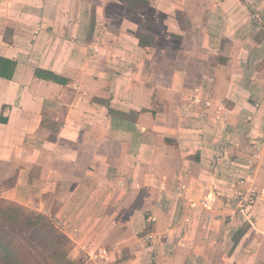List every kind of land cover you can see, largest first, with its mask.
I'll return each instance as SVG.
<instances>
[{"label":"crops","instance_id":"1","mask_svg":"<svg viewBox=\"0 0 264 264\" xmlns=\"http://www.w3.org/2000/svg\"><path fill=\"white\" fill-rule=\"evenodd\" d=\"M0 57V198L106 264H264V0H0Z\"/></svg>","mask_w":264,"mask_h":264},{"label":"rangeland","instance_id":"2","mask_svg":"<svg viewBox=\"0 0 264 264\" xmlns=\"http://www.w3.org/2000/svg\"><path fill=\"white\" fill-rule=\"evenodd\" d=\"M0 206L2 208L7 207H17L20 209L22 215L21 219L28 215L37 223L32 227L31 231H27V229L20 225H8V224H0V230L9 234L11 237H16L17 240L23 242V245H27L29 239H31V243L35 247H39L33 254L34 259L39 258L38 252H44L46 256L49 258L51 264H106V262H95L93 259L86 258L84 252L79 253V249L76 244L74 245L73 240L65 233L63 225L57 221L53 220L49 214H47L44 209L43 211L22 204H14L9 202L8 200L0 198ZM20 219V220H21ZM23 220V219H22ZM57 234H63L68 238L62 241L57 237ZM24 240V241H23ZM101 243V242H100ZM103 244V243H101ZM65 250V256L63 257L59 252ZM154 261L153 259H151ZM69 261V262H68ZM115 264H123L124 261L122 259H118ZM109 264V263H108Z\"/></svg>","mask_w":264,"mask_h":264},{"label":"trees","instance_id":"3","mask_svg":"<svg viewBox=\"0 0 264 264\" xmlns=\"http://www.w3.org/2000/svg\"><path fill=\"white\" fill-rule=\"evenodd\" d=\"M16 66V61L0 57V75L10 78L13 75L14 69ZM38 76H47V78L54 80H63L59 76L50 73H37ZM22 213L17 207H7L2 208L0 206V224L8 225H20L31 231L32 227L37 223L33 218L28 215H25L22 219ZM21 219V220H20ZM57 237L62 241H68V238L63 234H57ZM24 241V240H23ZM31 239L27 245H23V242H20L16 237H11L9 234L0 230V264H51L49 258L44 254V252H38L39 258L34 259L33 254L39 247H35L31 243ZM65 250L59 252L63 257L65 256ZM69 262V261H68ZM72 264V262H69Z\"/></svg>","mask_w":264,"mask_h":264},{"label":"built area","instance_id":"4","mask_svg":"<svg viewBox=\"0 0 264 264\" xmlns=\"http://www.w3.org/2000/svg\"><path fill=\"white\" fill-rule=\"evenodd\" d=\"M255 147L260 148L259 142L254 143ZM264 196V191L258 190L255 186L242 189L239 192L238 200L235 203L234 210L243 216L247 217L249 214L250 206L256 204L258 200ZM109 256V251L106 248H98L93 251H89L88 258L93 259L95 262H106Z\"/></svg>","mask_w":264,"mask_h":264}]
</instances>
